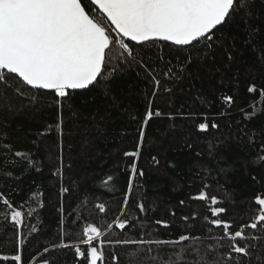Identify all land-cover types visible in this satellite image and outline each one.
I'll list each match as a JSON object with an SVG mask.
<instances>
[{"label":"trees","instance_id":"16d2710c","mask_svg":"<svg viewBox=\"0 0 264 264\" xmlns=\"http://www.w3.org/2000/svg\"><path fill=\"white\" fill-rule=\"evenodd\" d=\"M252 9L260 28L254 43L264 48V0H252ZM245 36L241 21L217 31L212 49L198 45L199 53L169 42L143 47L129 42L135 59L126 62L121 58L126 53L114 46L107 95L96 86L59 98L54 91L29 88L12 74L0 82V264H86L73 245L86 250L83 228L89 224L102 233L92 245L104 242L98 264H162L193 241L167 246L115 241L177 240L180 235L199 237L194 246L207 253L208 261L264 264V222L245 228L248 238L233 242L222 226L205 220L216 218L209 210L215 196L220 202L214 206L226 210L219 218L230 222L228 231L234 233L256 222L261 207L256 197L264 198V104L258 103L264 97L247 91L253 84L264 89V58L241 43ZM189 53L194 59L182 78H165L168 67L176 71ZM141 62L157 69L158 89ZM224 95L233 97L231 105L222 102ZM150 100L152 111L161 115L144 124ZM253 102L257 111L249 119L245 113L253 111ZM204 122L208 129L198 130ZM138 144L139 156L124 155L137 151ZM17 152L26 153L31 163ZM201 191L209 199H191ZM141 203L143 212L137 207ZM13 210L22 212L19 224L12 220ZM125 220L129 223L122 230L117 224ZM233 243L248 246V255L232 252ZM16 254L21 261L12 260ZM195 260L189 251L187 264Z\"/></svg>","mask_w":264,"mask_h":264},{"label":"snow or ice","instance_id":"6c2138e0","mask_svg":"<svg viewBox=\"0 0 264 264\" xmlns=\"http://www.w3.org/2000/svg\"><path fill=\"white\" fill-rule=\"evenodd\" d=\"M241 21H243V31L246 33L241 43L246 47L251 46L254 52L259 51L261 57L264 58V48H258L254 43L260 28L255 23L259 21V16L252 9V0H87V3L82 0H0V82L6 83L10 74H17L22 82L31 86L32 89L53 90L59 98L67 97L70 89H89L90 86H102L107 95L109 76L106 73L111 60L109 53L112 48L119 45V48L126 53L121 57L125 62L128 57L135 59L133 49L129 47V43H126L124 38H128L129 42H136L141 47L166 41L176 46H188L190 50L199 53L198 45L203 44L206 50L212 49L218 44L215 38L217 31L232 24L239 26ZM235 41L236 37H232L233 48ZM207 54L205 51L204 55ZM193 59L194 57L189 53L182 66L176 71L168 67L163 73L164 77L180 80L187 65L191 64ZM228 59H233L231 51L228 52ZM141 64L152 76L155 89H158L160 81L156 79V75L159 74L157 69H149L143 65V62ZM117 70L113 69L114 72ZM165 91H170V89H165ZM247 91L249 93L259 91L260 96L264 97V89L258 90L254 84L249 86ZM155 95L154 90L153 96ZM222 102L231 105L233 97L224 95ZM56 103L59 105L60 101L57 100ZM258 103L264 104V100ZM256 104L257 102H253L251 113H245L247 118L250 119L256 114ZM151 105L150 100L144 124H147L154 115H161L158 109L154 113ZM204 119L207 121L206 117ZM59 126L57 123L56 127L59 128ZM51 127L49 125L48 130ZM197 127L200 131H206L209 124L204 122ZM211 127L216 128L218 125L212 123ZM41 135L44 133L42 132ZM139 135L143 140L145 135L143 127ZM261 150L264 151V147ZM124 155L139 156V144L137 151L126 152ZM16 156L31 163L26 153L17 152ZM153 161L158 163L155 157ZM131 171L134 177L137 174L135 163L131 166ZM138 174L142 176L144 173L141 170ZM133 177L129 178V192L132 188ZM107 180L111 181L112 177L108 176ZM191 199L209 198L204 191H201L198 196L191 197ZM219 202L215 196L210 198L209 210L212 217L216 218L209 221L208 217H205V220L211 225L222 226L224 235L233 242L238 237L248 238L244 236L245 228L256 229L258 222H264V198L257 196L256 202L261 207L259 208L260 214L255 217L256 222L242 225L239 230L230 233L228 231L232 226L230 222L219 218V215L225 213L226 210L214 206ZM4 203L9 202L5 200ZM127 203L128 195L126 194L125 207ZM98 207L101 212L105 210L103 204ZM137 207L141 212L144 211L142 203ZM21 216L22 212L19 210L11 212L12 220L17 224L20 223ZM192 218H196L195 213ZM183 219L187 221L189 217ZM128 223L125 220L119 222L117 226L123 230ZM156 224L169 226L166 221H156ZM108 227L111 228L112 225ZM83 235L85 239L82 240V244L87 247L82 251L80 246L73 245L77 256L83 258L86 264L103 262L104 242L99 244L100 250L97 246H92L93 241L102 235L100 229L89 224L83 228ZM251 238L257 239V237ZM199 239V237L180 235L177 240H125L115 241V243L167 246L191 240L192 244L181 246L169 256L168 261L162 264H187L186 256L189 251L197 256V260L192 264H219V261H208L207 253L202 255L200 249L194 246ZM208 250L213 249L209 246ZM231 251L248 255V246L240 247L233 243ZM228 257L231 258V253ZM3 259L7 260L8 257L5 256ZM12 260L21 261V255H14ZM112 260L116 261L117 257L113 255ZM44 264L48 262L45 261ZM236 264H239V261Z\"/></svg>","mask_w":264,"mask_h":264},{"label":"water","instance_id":"95a60500","mask_svg":"<svg viewBox=\"0 0 264 264\" xmlns=\"http://www.w3.org/2000/svg\"><path fill=\"white\" fill-rule=\"evenodd\" d=\"M125 39L128 41V38H125ZM161 42H166V41H161ZM131 43L137 44L136 42H131ZM169 43H171V42H169ZM12 75H14V76L17 77L19 80L22 81V79L19 78L17 74H12ZM23 83H24V82H23ZM24 84H25V83H24ZM25 85H26V84H25ZM26 86H28V85H26ZM28 87L31 88V86H28ZM90 87H91V86H90ZM37 90L53 91V90H45V89H37ZM83 90H86V89H70V90H68V91L78 92V91H83ZM98 263H99V261H97V264H98Z\"/></svg>","mask_w":264,"mask_h":264},{"label":"built area","instance_id":"2783aa9c","mask_svg":"<svg viewBox=\"0 0 264 264\" xmlns=\"http://www.w3.org/2000/svg\"><path fill=\"white\" fill-rule=\"evenodd\" d=\"M99 18V17H98ZM125 39V38H124ZM125 42L126 43H129V41H127L126 39H125ZM118 48H119V45H116ZM129 47H130V45H129ZM122 50V49H121ZM123 51V50H122Z\"/></svg>","mask_w":264,"mask_h":264},{"label":"rangeland","instance_id":"374dc122","mask_svg":"<svg viewBox=\"0 0 264 264\" xmlns=\"http://www.w3.org/2000/svg\"><path fill=\"white\" fill-rule=\"evenodd\" d=\"M116 46V45H115Z\"/></svg>","mask_w":264,"mask_h":264}]
</instances>
